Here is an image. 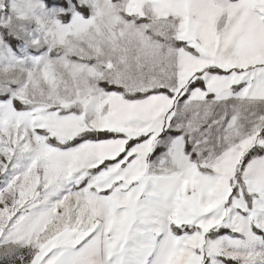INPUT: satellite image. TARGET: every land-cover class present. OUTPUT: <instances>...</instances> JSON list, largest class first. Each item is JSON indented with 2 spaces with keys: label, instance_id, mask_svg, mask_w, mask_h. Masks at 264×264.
Listing matches in <instances>:
<instances>
[{
  "label": "snow or ice",
  "instance_id": "1",
  "mask_svg": "<svg viewBox=\"0 0 264 264\" xmlns=\"http://www.w3.org/2000/svg\"><path fill=\"white\" fill-rule=\"evenodd\" d=\"M0 264H264V0H0Z\"/></svg>",
  "mask_w": 264,
  "mask_h": 264
}]
</instances>
